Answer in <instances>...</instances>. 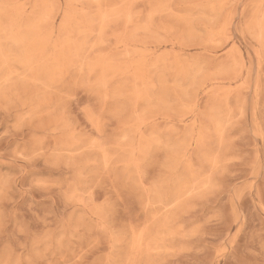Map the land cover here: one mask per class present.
I'll use <instances>...</instances> for the list:
<instances>
[{
	"label": "rangeland",
	"instance_id": "obj_1",
	"mask_svg": "<svg viewBox=\"0 0 264 264\" xmlns=\"http://www.w3.org/2000/svg\"><path fill=\"white\" fill-rule=\"evenodd\" d=\"M0 264H264V0H0Z\"/></svg>",
	"mask_w": 264,
	"mask_h": 264
}]
</instances>
